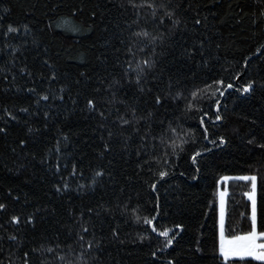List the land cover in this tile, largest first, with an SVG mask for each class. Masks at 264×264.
<instances>
[{"label": "trees", "instance_id": "1", "mask_svg": "<svg viewBox=\"0 0 264 264\" xmlns=\"http://www.w3.org/2000/svg\"><path fill=\"white\" fill-rule=\"evenodd\" d=\"M171 3L180 6L175 28L167 20L157 28L150 11L127 0H0V128L7 129L0 132L6 205L0 264H224L217 252L218 189L226 190L232 231L249 230L251 212L250 182H220L226 175L257 176L258 225H264V3ZM9 24L20 31L6 34ZM141 27L165 39L134 48L136 63L155 61L138 85L129 47ZM218 79L234 85L215 97L223 119H215L214 104L196 99L209 112L201 124L202 112L186 106L193 91ZM248 81L253 90L240 91ZM92 98L94 110L87 106ZM131 107L147 119L121 126L117 117L132 118ZM161 132L176 141L175 151L163 147ZM161 170L169 174L159 177ZM64 183L70 187L58 191ZM144 217L156 219L149 225ZM82 224L89 229L85 240L99 246L90 253L77 242ZM153 227L169 228L173 243L165 247Z\"/></svg>", "mask_w": 264, "mask_h": 264}, {"label": "snow or ice", "instance_id": "2", "mask_svg": "<svg viewBox=\"0 0 264 264\" xmlns=\"http://www.w3.org/2000/svg\"><path fill=\"white\" fill-rule=\"evenodd\" d=\"M261 3H264V0H260ZM127 3L132 6L133 9H143L148 10L151 12L150 21L151 23L155 24L157 28L161 24H163L166 20L171 21L173 27L179 26L181 21L179 19H173L176 17V8H179V5H176L173 7L171 0H141L139 4L136 3V0H127ZM191 5H189L190 7ZM95 15V13H93ZM140 17H137V20H139ZM197 24L200 23L199 20L196 21ZM59 26V25H57ZM73 31H79L78 28H73ZM20 29L18 27H14L13 25L9 24L7 26V33H17ZM144 38L143 41H141L138 38ZM165 37L163 35H154L152 32H149L146 27H141L139 31L132 34V41L131 45L129 47V52L131 53V57L133 58V63H135V80L138 85L141 84L142 81V73H146V69H151L155 65V61L147 58H142L139 63L135 62V56L136 51L134 48H136L138 45H142L144 43H155L157 41H163ZM264 47V46H262ZM141 50H143L141 48ZM257 51H260L258 48ZM133 63L128 64V71H133ZM247 64V61H245ZM26 71V69H23ZM31 75V72L28 73ZM51 77L55 79L56 73L52 72ZM5 79H7V76H5ZM129 79H131V76H129ZM254 81H248L243 85V87L240 89V91L244 93L251 92L254 88ZM234 85L230 82L226 83L224 79H218L213 80L210 83H205L203 88H197L195 91L191 93V96L193 97V101H189L187 104V109L189 111L195 109L198 112H202V115L200 116V123H205V117L209 116V112L203 110L198 106L197 103L194 101L196 99H202L205 101H208L209 104H214L216 107V112L213 113L216 120H222L223 117L219 114L220 110V101L218 99H215L217 94L223 95L225 89H232ZM28 92H36L35 88H28ZM179 95V94H178ZM43 100L47 101L49 99V95L45 94L43 95ZM64 97L61 96L60 99L62 100ZM39 100L36 101L37 104H39ZM155 103L159 105L161 103V97L159 95L156 96ZM96 100L94 98L87 100V106L90 110H94L96 108ZM6 114L12 118V120H18L19 117L17 115H14L11 111H8L7 108H5ZM22 113H27L29 111L28 108H21L19 109ZM119 112V109L116 110ZM131 117L128 116H118L117 119L121 126H131L133 124V120H136L137 122L139 120H145L147 117L145 116H137V109L135 107H131ZM45 116L48 115V113L44 114ZM101 116H104V113H100ZM6 128H0V132H6ZM31 131V129H29ZM138 132L139 129H136ZM169 131L171 133H175V128H170ZM191 131V130H190ZM120 135H123V132L119 133ZM109 136L113 135V132L108 133ZM67 139V137H65ZM148 139V133H145L144 141L146 142ZM153 139H156V137H153ZM161 144L164 148L169 147V145L172 147L173 151L176 149V141L172 139L171 136H169L167 139H165V136L163 132H161V135L159 137ZM204 139H208V129L204 128ZM219 141L221 143L225 142V137L220 136ZM21 144H26V140H20ZM184 141H181V144H183ZM212 143H216V141H212ZM105 148H108L109 145L106 143L104 145ZM145 147H147V144L145 143ZM155 147V145H154ZM262 148H264V145H261ZM103 154V153H101ZM167 155V153H165ZM199 155L198 152H194L192 155V159L195 162L196 157ZM155 158V157H154ZM57 168L59 169V165H57ZM77 172L76 165H73L72 171L69 173L71 176H75ZM102 173L97 172L96 175L100 176ZM169 173L165 170H161L158 172L159 177H166ZM230 180H237V181H248L250 182V190L245 193V195L248 197V200L251 202V212H250V225L249 230L247 231H238L234 232L231 229L230 225H227L226 223V212H225V195L226 191L222 190L219 192V202H220V212H219V220H218V241H217V252L219 254V257L224 261V264H251V261H249L247 258H252L256 261H262L264 262V230H258V227H264V225H258V212H257V176L256 175H242V176H222L220 177V182H227ZM93 183H95V180H93ZM70 185L68 183H64L63 185H56V188L58 191H61L63 189L69 188ZM152 188H155L156 185L152 184ZM6 207L5 204L0 203V209H4ZM93 209L89 208L88 212L91 213ZM83 216V213H81ZM244 215L243 213L241 214ZM137 219H141L140 217H137ZM156 219V217H144L143 221L146 224L151 225L152 221ZM12 220L19 223L20 218L18 216H12ZM28 220H33V217L29 216ZM176 227H182V225H177ZM153 231L159 232V235L163 236L165 238V247L168 245H171L173 243V237L169 235V232L171 231L169 228L164 227L163 229H156L153 227ZM89 232V229L85 227L83 224L80 227V232H78L77 235V242L79 243L81 249L87 248L88 252L90 253L93 250L98 249V245L96 248H94L93 242L86 241L85 235H87ZM83 233V234H81ZM118 233L114 232V237L118 236ZM11 240H15L16 237L12 236L9 237ZM49 252L52 251V248L47 249ZM25 257L28 256V253L26 252ZM85 253L81 252V258H83ZM155 255V253H153ZM62 259H64L62 257ZM25 264H28V261H25Z\"/></svg>", "mask_w": 264, "mask_h": 264}, {"label": "rangeland", "instance_id": "3", "mask_svg": "<svg viewBox=\"0 0 264 264\" xmlns=\"http://www.w3.org/2000/svg\"><path fill=\"white\" fill-rule=\"evenodd\" d=\"M222 190L226 191L225 189H218V192H217V240H218V220H219V212H220L219 192ZM250 204H251V202H250ZM225 205H226V195H225ZM249 259H252V258H249ZM260 262H262V261H260Z\"/></svg>", "mask_w": 264, "mask_h": 264}, {"label": "crops", "instance_id": "4", "mask_svg": "<svg viewBox=\"0 0 264 264\" xmlns=\"http://www.w3.org/2000/svg\"><path fill=\"white\" fill-rule=\"evenodd\" d=\"M250 207H251V204H250Z\"/></svg>", "mask_w": 264, "mask_h": 264}]
</instances>
